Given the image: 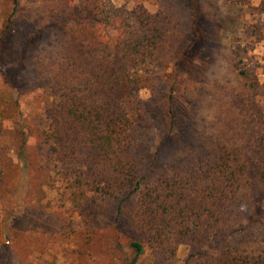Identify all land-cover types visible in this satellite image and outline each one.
Here are the masks:
<instances>
[{
	"label": "trees",
	"instance_id": "16d2710c",
	"mask_svg": "<svg viewBox=\"0 0 264 264\" xmlns=\"http://www.w3.org/2000/svg\"><path fill=\"white\" fill-rule=\"evenodd\" d=\"M10 1L0 49L16 35L13 17L20 3ZM33 1L32 17L38 22L26 28L20 49L45 95L40 137L47 183L53 186L52 176L66 183L59 195L70 200L77 215L93 217L91 206L97 204L114 217L118 234L126 238H117L122 264H137L150 244L151 264H174V258L169 263L161 256L171 258L180 244L189 249L184 264H264V256L245 254L236 241V235L247 233L249 218L244 221L245 198L235 193L247 175L259 178L264 136L254 160H241L237 151L224 148L207 156L202 151L189 166L173 160L159 171V157L142 165L134 133L150 109L137 95L153 85L156 55L170 28L166 14L138 3L112 6L109 0ZM229 1L247 6L253 0ZM255 9L264 14V0ZM238 75L246 86L259 84L255 77L249 84L245 69ZM254 99L264 105V92ZM260 111L264 128V107ZM167 114L173 121L171 99ZM170 134L164 132L161 143ZM131 200L134 211L128 209Z\"/></svg>",
	"mask_w": 264,
	"mask_h": 264
},
{
	"label": "rangeland",
	"instance_id": "374dc122",
	"mask_svg": "<svg viewBox=\"0 0 264 264\" xmlns=\"http://www.w3.org/2000/svg\"><path fill=\"white\" fill-rule=\"evenodd\" d=\"M19 3L13 17L16 35L0 49V264H122L124 253L117 238L122 242L126 238L118 234L114 217L106 216L97 204L91 206L93 217L77 215L70 200L59 195L66 183L55 181L58 176H52L53 186L47 183L40 137L45 95L20 49L24 31L38 19L32 17L33 0ZM109 3L161 10L170 26L156 55L153 85L137 95L150 109L134 133L142 165L159 157V171L173 160L182 159L189 166L202 151L207 156L208 151L224 148L237 151L241 160L257 158L255 150L264 136L258 120L262 112H256L264 105L254 101L255 94L264 92V14L255 9L258 0L247 6L229 0ZM12 8L10 0H0V29ZM238 69L246 70L249 84L254 77L259 84L246 86ZM170 99L173 121L167 114ZM166 131L171 134L161 143ZM261 170L257 181L247 173L245 185L235 192L245 198L244 221L249 218L247 233L236 235V241L255 258L264 256V215L255 217L264 211V167ZM254 219L262 220L255 224ZM150 245L137 264H151ZM188 251L187 244H180L171 258L160 256L184 264ZM155 253L159 256L160 250Z\"/></svg>",
	"mask_w": 264,
	"mask_h": 264
}]
</instances>
